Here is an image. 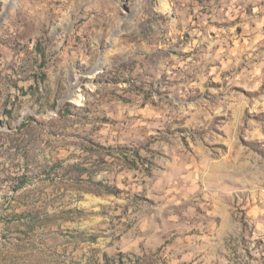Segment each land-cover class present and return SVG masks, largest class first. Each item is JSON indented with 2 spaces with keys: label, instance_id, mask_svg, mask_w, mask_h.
I'll return each instance as SVG.
<instances>
[{
  "label": "rangeland",
  "instance_id": "1",
  "mask_svg": "<svg viewBox=\"0 0 264 264\" xmlns=\"http://www.w3.org/2000/svg\"><path fill=\"white\" fill-rule=\"evenodd\" d=\"M0 264H264V0H0Z\"/></svg>",
  "mask_w": 264,
  "mask_h": 264
}]
</instances>
